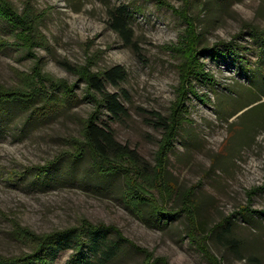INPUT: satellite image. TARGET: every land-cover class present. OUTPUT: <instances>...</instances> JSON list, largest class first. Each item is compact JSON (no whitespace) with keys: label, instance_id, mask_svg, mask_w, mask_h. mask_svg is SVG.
Wrapping results in <instances>:
<instances>
[{"label":"rangeland","instance_id":"1","mask_svg":"<svg viewBox=\"0 0 264 264\" xmlns=\"http://www.w3.org/2000/svg\"><path fill=\"white\" fill-rule=\"evenodd\" d=\"M12 1L20 12L30 6L41 14L37 27L48 45L28 53L0 18V88L25 90L30 84L31 90L50 91L62 82L72 86L76 100L48 114L38 109L41 98L0 103V255L30 251L15 237L12 220L42 234L87 218L117 227L129 240L112 233L116 256L103 261L92 255L91 264H140L149 259L144 250L151 260L163 257L168 264H213L188 234L184 212L159 226L150 205L136 209L124 201L121 174L96 177L87 158L67 155L76 150L73 139L81 137L83 119L97 104L84 97L85 79L62 62L81 71L91 64L93 72L122 64L127 78L107 88L120 93L128 113L114 119L102 107L100 122H109L116 138L151 170L163 139L153 111L170 115L182 89V55L169 48L180 43L188 25L182 0H166L179 12L159 0ZM122 5L131 14L130 43L109 23L110 9ZM189 14L206 44L233 39L241 48L201 57L211 80L192 78L199 96L186 100V119L168 152L166 175L174 194L166 206L181 211L185 193L193 189L199 231L209 234L206 244L221 264H264V216L239 212L243 206L264 209V58L262 66L255 62L261 42L252 30H264V0H195ZM238 54L250 59L244 72ZM63 151L62 162L39 175V167ZM72 250L60 251L54 264H66Z\"/></svg>","mask_w":264,"mask_h":264},{"label":"trees","instance_id":"2","mask_svg":"<svg viewBox=\"0 0 264 264\" xmlns=\"http://www.w3.org/2000/svg\"><path fill=\"white\" fill-rule=\"evenodd\" d=\"M159 1L174 8L166 0ZM194 2L195 0H182L185 11L180 13L188 25L181 35L180 43L169 46L176 54L182 55V62L178 63L182 89L173 103V110L170 115L165 116L158 111H153L154 125L162 128L163 139L159 144L156 163L151 170L147 168V165L134 149L116 138L109 122L104 120L100 122L102 107H105L110 118L114 119L128 113L127 107L120 99V93L110 91L107 88V84L119 86L127 78V70L122 64H114L93 72L89 68L91 64L81 71L82 66L62 62L68 69L78 72L85 79L84 97L93 99L97 104V108L90 112L87 118L83 119L81 137L73 139L76 150L67 155L71 156L70 159L74 161L87 158L93 170L92 173L96 177L121 174L126 181L122 195L124 201L136 209L139 205H150L159 226L168 223L172 217L179 215L180 212H184L189 222L188 234L197 240L200 249L213 264H221V261L209 250L206 244L209 234L203 230L199 231L197 200L193 196V189L187 194L185 193L186 198L181 205V211L166 206L170 195L174 194L173 186L166 175L168 152L173 148L182 123L186 119V100L190 98V94L199 96L192 78H197L205 83L211 80L201 57L207 52L213 56L222 53L232 54L241 48L233 39L229 41L219 40L212 45L206 44L203 41V33L197 28V18L189 14V9ZM174 10L179 12L176 8ZM130 15L129 10L124 5L110 9L109 23L126 43L132 41L134 34L130 25ZM0 18L7 21L20 36L23 41L22 45L26 46L28 53H31L35 46L47 47L48 42L37 27L41 14L36 13L30 6H26L20 12L12 0H0ZM252 27L254 36L261 42L259 54L255 61L260 64L264 58V30ZM238 57L244 59L243 64L239 66L240 70L244 72L250 65V59L241 54H238ZM36 68L37 71L40 69L39 66ZM27 87L25 90L0 88V103L13 100L29 102L41 98L43 101L38 109H41L42 114H48L52 108L65 107L76 100V97L73 96L72 86L62 82L53 83L50 91L49 87L42 89V91L41 89L31 90L30 84ZM65 153L66 151H63L54 159L41 165L38 170L39 175L49 174L55 166L62 162ZM152 188L157 189L158 195L151 191ZM246 210L264 216V209H255L249 206H243L239 212ZM12 222L15 237L30 246V251L19 255H0V264H54L57 254L65 249H73L66 264H91L92 255L100 256L103 261H108L116 256L115 243L110 241L112 233L117 235L120 240L129 242L117 227L103 222L93 223L87 218H83L81 225L54 229L42 234L20 225L16 220H12ZM217 225L219 226L216 224L212 229ZM132 245L136 247L134 243ZM143 254L149 259L140 264H154L159 260L168 264L163 257L151 260L153 254H149L146 250L143 251Z\"/></svg>","mask_w":264,"mask_h":264}]
</instances>
